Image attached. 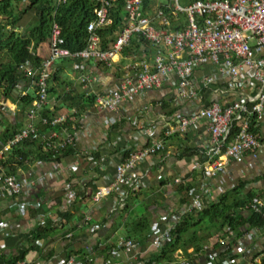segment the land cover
Returning <instances> with one entry per match:
<instances>
[{
    "label": "built area",
    "instance_id": "1",
    "mask_svg": "<svg viewBox=\"0 0 264 264\" xmlns=\"http://www.w3.org/2000/svg\"><path fill=\"white\" fill-rule=\"evenodd\" d=\"M115 1L117 0H96V18L88 24L90 37L88 46L83 51L73 53L62 47L61 27L54 23L50 56L40 68L29 63L20 66L23 74L36 85L37 99L29 110L27 123L0 150V160L24 140L40 136L41 126L52 130L45 142L52 143L51 149L54 152L62 153L67 148L76 147L81 135L88 133L87 129L82 127L80 130L79 127L69 126L68 115L54 117L44 114L45 107L50 103L55 65L62 59H79L102 62L110 67L135 37L144 39L157 51L151 52L147 45L140 47L135 54L140 55L139 60L129 68L130 72L123 75L118 86L112 91L96 96L94 103L97 108L104 113H119L123 103L132 102L139 94L173 83L177 76V82L173 86V101L176 106L171 114L172 122L165 124L164 134L165 137L176 134L182 136L192 128L198 127L201 122H207L213 147L206 152V156L210 160L219 157V160L203 166L205 178L225 172V157L238 159L246 153L259 157L264 144L261 137L252 131L251 120L257 117L258 122L264 115V0H191L187 6L182 5L181 0H167L165 7L171 9V14L180 23L179 30L172 29L173 20L166 14L165 8H159L158 27L155 18L145 13L144 0H127L130 9L129 23H126L113 48L102 50L97 30L111 23L109 14ZM97 81V76L81 77V82L85 84ZM6 103L2 102L4 108ZM8 109L15 114L16 106L9 105ZM167 119L168 117L163 116L161 120ZM117 122L115 118H105L108 129H113ZM141 124L150 138L140 148L127 147L125 160L117 165L116 180L109 186H100L91 192H84L94 205H98L109 195L116 194V202L110 209L112 216L140 189L147 172H138L136 168L142 161L154 153L162 152L166 147L163 140L154 139L157 129L155 122L150 123L147 119H142ZM238 124H241L242 128L234 133ZM60 127L64 130L63 137ZM231 136L233 140L228 142ZM87 157L94 161L95 165L105 169V165L96 160L93 154ZM40 162L41 165H46V162ZM52 165L53 170L36 178L24 175L8 176L0 170V195L3 198H12L11 208L15 217L27 218L33 213L34 220L43 228L51 226L66 229L69 225L66 215L72 211L81 195L71 182L65 187V199L61 206L58 196L46 198L40 195V192L37 193L50 177H56V171L59 172L63 168L62 161H54ZM196 166H200L199 162H196ZM70 168L77 171L79 163H72ZM207 179L190 193L188 201L170 218L153 224L149 243L151 247L122 237L108 248L105 247L106 244H99L102 255H99V251H96L91 243L84 248V253L75 255L71 253L74 250L72 245L80 240H77L74 232L69 229L66 232L68 242L65 249L51 260L33 262L24 256L14 264H123L122 256L125 253H133L129 264L241 263L252 251L246 244L255 243L259 237H264V227L248 228L243 238L238 239L236 243V232L226 227L225 236L219 237L213 245L203 246L199 252L195 249L188 253L178 250L174 259L169 262L156 259L163 246L171 241L172 232L183 217L203 209L217 199ZM175 181L179 183L181 179L176 178ZM249 207L262 210L264 201L255 197L250 201ZM56 208H59L63 215L56 217ZM91 221L92 218L87 217L86 225H91ZM17 224L16 228L20 230L22 227ZM103 227L105 223L92 226L88 235L84 236V242L97 238ZM0 228L8 232L12 226L9 221L3 220L0 222ZM13 235L18 237L16 232ZM29 239L34 240L38 246H45V238L36 240L31 233ZM1 249H7V244H1Z\"/></svg>",
    "mask_w": 264,
    "mask_h": 264
},
{
    "label": "crops",
    "instance_id": "2",
    "mask_svg": "<svg viewBox=\"0 0 264 264\" xmlns=\"http://www.w3.org/2000/svg\"><path fill=\"white\" fill-rule=\"evenodd\" d=\"M35 9L24 16L21 21L20 31H27L29 26L35 24ZM51 54V42L48 41L40 46L38 55L46 60ZM140 55H130L123 57L122 54L116 59V63L112 66H101L98 62L82 61L81 64L69 59L58 61L55 65V73L58 74L60 86L59 92L51 93L49 107L46 112L59 117L68 115L72 126L87 129V134L81 135L75 152L67 155L61 161L63 168L58 172L56 177L47 180L45 186H41L37 193L44 195L46 198L58 196V200L64 202L65 187L68 183H72L73 187L81 195L72 209L74 221L66 227L54 228L50 235L43 239L45 246L41 247L35 244L34 240L29 239L31 233L38 225L34 220V214L27 218H17L13 214L11 203L12 198H3L0 195V222L9 221L12 229L8 232L2 231L0 228V264L14 263L21 254L30 261H48L54 256L60 254L66 247L68 239L66 232L71 229L76 235L78 243L72 245L74 250L72 254L79 255L84 253V248L91 243L96 251H99V244H106L105 247H111L112 244L125 237L126 225L133 220L142 216L137 214V206L145 208L144 215H149L154 223L165 221L175 213L181 205L187 202L190 193L204 181L205 174L203 166L218 161L219 157L210 160L206 156L213 147V141L207 122H201L196 128H192L185 135H173L165 137L164 131L168 122H172V113H174L175 103L173 101L174 83H168L160 89L151 90L139 94L132 102H125L121 105L119 113H104L103 110L96 107L95 103L87 102L90 96L105 94L114 90L123 75L129 71L134 62L139 60ZM141 59V58H140ZM134 73V71H132ZM82 76H97L98 81L92 84L81 82ZM37 87L31 80H24L20 83L16 94L36 93ZM202 93V92H201ZM6 110L11 113L8 106H16L17 103L8 99L6 101ZM79 108L82 112L78 113ZM75 113V114H74ZM14 115L13 113H11ZM163 116L168 117L167 120H161ZM115 118L117 124L111 128L105 125V118ZM155 122L157 129L154 133V139L163 140L165 149L157 152L149 158L142 161L136 168L138 172H144L146 176L140 187L132 197L126 201L125 205L119 209L115 215H110V209L115 204L117 195L111 194L98 205H94L89 196L84 194L85 190L91 192L100 186L111 185L117 177V165L124 161L127 156V147H142L150 137L146 135V130L142 129L141 120ZM28 119L25 120L27 123ZM139 122V124H138ZM252 122V120H251ZM41 125L40 120H38ZM137 123V126H136ZM71 126V127H72ZM42 133L40 138L43 142L51 134L52 130L41 126ZM252 131L253 128L251 127ZM264 144V115L258 119L257 126L254 131ZM64 130L61 131V137ZM93 154L96 160L105 165V169H101L99 165H95L87 155ZM225 162V172L208 178L211 189L215 197L227 192L233 191L237 187H241L245 194H252L253 197H259L264 201V147L259 157H254L250 153H246L241 158H223ZM79 163L77 171L71 170V164ZM199 162L200 166H196ZM41 162H33L20 169L21 175L36 178L46 172L53 170L52 163L41 165ZM2 173V172H1ZM176 178H180L181 182L177 183ZM195 179V189L189 190L188 194L185 189L180 188L181 184ZM141 197H143L142 201ZM62 202V203H63ZM127 207V208H126ZM59 208H56V217H58ZM249 204L242 210L243 216H249ZM60 210V209H59ZM87 217L92 218L91 225H86ZM19 223L21 229L17 230L16 225ZM104 224L105 227L100 230L97 238L85 241V235L90 232L91 227L98 224ZM16 232L18 237H14ZM246 232L236 234L234 243L238 239H242ZM220 235V234H219ZM215 235L211 237L207 244H214L220 237ZM85 236V237H84ZM143 245H149V243ZM7 244V249H1V244ZM252 251L245 257V260L237 264H262L264 260V237H259L255 243L246 244ZM148 247H151L149 245ZM190 247L188 251L194 250ZM25 250V251H24ZM103 253L99 251V255ZM133 253L123 254V264H129ZM21 256V257H22ZM22 259V258H21ZM259 259V260H258ZM15 260V261H14Z\"/></svg>",
    "mask_w": 264,
    "mask_h": 264
},
{
    "label": "trees",
    "instance_id": "3",
    "mask_svg": "<svg viewBox=\"0 0 264 264\" xmlns=\"http://www.w3.org/2000/svg\"><path fill=\"white\" fill-rule=\"evenodd\" d=\"M166 2L167 0H144L145 13L155 18V23L159 27L158 14L161 6L165 8L166 14H169L173 20L172 29L179 30L181 28L180 23L171 14V9L165 7ZM97 7L96 0H66L65 2H58V0H0V115L2 116L0 120V150L10 138L23 128L29 110L37 99V92L35 94H16V90L22 81L31 80L23 74L20 66L28 63L36 68L42 66L45 60L38 55V49L42 44L51 40L54 23H58L61 27L62 47L73 53L83 51L88 46L90 37L88 24L96 18ZM31 9H35L36 22L29 26L27 31H20L21 21ZM109 15L111 23L97 30L102 50H111L126 23H129V1H115ZM144 45H147L153 53L157 51L144 39L135 37L129 45L124 47L122 56L135 55ZM69 60L82 63V60L79 59ZM98 64L105 65L102 62H98ZM59 86L58 74L55 73L50 92L52 94L58 93ZM8 99L17 103L14 115L8 113L2 104ZM95 99V96H90L87 102L94 103ZM47 107L49 104L45 107V115L51 113L46 112ZM80 110L82 112V108H79L75 115H78ZM53 116L56 117V114L54 113ZM68 124L69 126L72 125L70 121ZM256 125L257 117H253L252 128L254 131ZM241 128V124H238L234 133L240 131ZM62 129L63 127L59 128L61 131ZM232 140L231 136L228 142ZM51 145L52 143L43 142L40 136L24 140L0 160V170L8 176H20V169L28 164L38 161L50 164L54 161H61L67 155L75 152L73 147L67 148L62 153L54 152ZM195 185L196 181L193 179L181 184L180 188L185 189L188 194L189 190L195 189ZM254 198L252 194H245L241 187H237L233 191L220 195L213 203L203 209L183 217L175 226L171 241L163 246L161 254L156 259L161 262H169L174 259V254L178 250L188 253V249L193 246L195 251L199 252L203 246L207 245V241L211 237L219 234L220 237L225 236L224 229L226 227L232 228L237 234H241L240 236L248 228H263L264 209L251 208L249 209V216L241 214L246 205ZM62 202L63 200L59 199L60 206ZM58 211L59 214H62L61 210L58 209ZM66 217L68 222L74 221L72 211H69ZM152 226L153 222L149 215L139 216L126 225L125 237L142 244L148 243L151 238ZM53 230L54 228L51 226L43 228L37 225L33 235L36 240L43 239L50 235ZM21 256L20 258L24 257V255ZM262 264H264V260Z\"/></svg>",
    "mask_w": 264,
    "mask_h": 264
},
{
    "label": "rangeland",
    "instance_id": "4",
    "mask_svg": "<svg viewBox=\"0 0 264 264\" xmlns=\"http://www.w3.org/2000/svg\"><path fill=\"white\" fill-rule=\"evenodd\" d=\"M190 2H191V0H181V4L184 5V6L189 5ZM1 118H2V116L0 115V120H1ZM7 122H8V121H7ZM142 198H143V197H141V200H140V201L143 200ZM142 202H143V201H142ZM136 209H137V214L144 215V213H145V208H144V207L138 205ZM209 244H210V243H209Z\"/></svg>",
    "mask_w": 264,
    "mask_h": 264
}]
</instances>
